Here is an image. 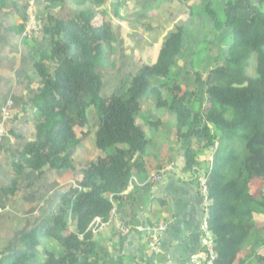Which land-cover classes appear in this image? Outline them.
<instances>
[{
  "label": "trees",
  "instance_id": "16d2710c",
  "mask_svg": "<svg viewBox=\"0 0 264 264\" xmlns=\"http://www.w3.org/2000/svg\"><path fill=\"white\" fill-rule=\"evenodd\" d=\"M30 1L35 2L42 23L40 39L48 46L35 56L20 57L16 78L21 93L7 94L13 112L20 108L23 116L11 117L19 133L7 130L16 145L10 146L9 138L0 143V161H7L13 177L4 181L0 171V218L11 222L3 212L8 205L21 210L34 205L23 216L43 212L29 230L24 225L11 243L0 248V264H98L90 225L97 218L103 224L110 221L113 201L126 191L133 176L146 173L153 154L149 155L152 140L137 125L141 99L147 93L156 108L176 119L172 134L177 148L170 161L182 159L184 172L203 167L207 225L216 254L213 264H264V225L254 221L255 215H264V0H197L188 10L195 19L209 21L219 39L212 44L214 66L206 69L204 79L197 72L194 76V86L205 95L200 106L196 92L174 75L185 48L181 26L168 34L156 59L141 65L121 92L100 94L103 82L98 68L111 64L115 53L109 20L142 24L160 4L180 0H138V11L130 16L126 12L133 0H0V51H12L7 34H20L23 28L13 22L8 29L6 19L15 16L24 24ZM201 53L202 59L204 48ZM5 102L0 98V111ZM89 109L97 118L93 143L99 155L76 168L69 150L83 142L77 131L90 129ZM146 125L158 128L160 121ZM152 132L155 137L157 132ZM205 151H212L206 165L197 160ZM70 170L75 185L51 207L54 182L48 180ZM151 173L144 184L152 183ZM43 196L50 202L45 208L36 202Z\"/></svg>",
  "mask_w": 264,
  "mask_h": 264
},
{
  "label": "rangeland",
  "instance_id": "374dc122",
  "mask_svg": "<svg viewBox=\"0 0 264 264\" xmlns=\"http://www.w3.org/2000/svg\"><path fill=\"white\" fill-rule=\"evenodd\" d=\"M113 1V0H108ZM130 2L132 0H129ZM138 0H133L130 3V7L126 12L127 16L135 14L138 11ZM197 5V0H180L179 2H175L173 4L162 3L154 10L152 14L148 17V19L140 24H128L127 22H116L113 20L110 21V26L113 32V36L115 41H113L112 46L115 48V53L112 57V63L108 64L104 67L98 68V72L102 75L103 87L101 89V96L106 97L112 93H119L123 90V87L126 86L131 78V76L136 72L138 68H140L143 64H150L156 59V55L161 46L162 41L168 36V34L173 31L177 26H181L185 31V48L183 50L182 55L178 58L177 63L174 68V75L176 78L181 81V83L191 92L195 91V97H197V102H199V106L205 104V95L203 94V90L199 91L197 86H194V76L195 73H199L202 75V79L206 77V69L207 71L211 69L215 62L216 57L214 47L212 44L219 43V39L215 35V33L211 30L212 25L206 19L203 20L195 19L197 16L189 15V9L192 6ZM87 9V8H85ZM196 9V7H195ZM5 10H9L5 8ZM197 10V9H196ZM262 10L264 11V6H262ZM36 12V10H35ZM28 15V11H26ZM37 16V14H36ZM15 16H10L6 20L10 21L6 24L9 29V26L15 22V25H23L22 32L24 31L25 23L22 24L21 20L15 21ZM40 20V19H39ZM108 21V18H107ZM28 27L25 26V29ZM2 31H0L1 34ZM14 35H17L15 32H9L7 37H9V42L12 46L18 44L21 38H14ZM40 43L42 39H37ZM204 44L206 46H204ZM38 45V47H39ZM37 42H23L21 44V54H35L38 50ZM205 50V56L201 59L203 54L201 51ZM18 50V47L15 48ZM46 50V49H45ZM209 51V54H207ZM6 48L2 49L0 52V57L5 56ZM34 55V56H35ZM18 58L19 56L12 52V55L8 57L0 68V74H7L14 80V71L18 66ZM111 58V57H110ZM47 66L51 67V65L47 64ZM49 70V68H48ZM50 71V70H49ZM29 86H32L29 85ZM19 88V87H17ZM24 92H27V87L24 88ZM2 95V94H0ZM13 104V103H12ZM13 116L20 118L23 116L22 109H15L13 112ZM87 116H89L90 121V129L82 128L77 131V137L79 139H83L82 146H78L77 148H72L69 150V157L71 158L73 164L76 168L80 166H84L89 163V160L99 155L97 149L94 147V136L93 133L97 126V118L92 109H89L87 112ZM160 121V126L155 128L147 126L146 123L148 121ZM176 121L175 117L169 114L165 109H158L155 106L153 99L149 96V94H145L141 99V113L137 117V125L142 126L144 131L147 134V138L152 140V147L149 149V155L153 156L154 161L162 160L161 154L164 152V146L167 144L168 152H166L167 156H171V152H173L177 145L174 142L176 136L172 134L174 129L173 123ZM145 122V124H144ZM150 127V128H149ZM0 128H4V130H13L15 133H19V126L17 121L10 120L9 123H4L0 121ZM157 129V130H155ZM157 132L156 136L153 137V131ZM9 136L12 139V143L10 142V146H15L16 141L14 137L10 136L7 132L5 138ZM153 137V138H152ZM93 139V140H92ZM2 141V138H1ZM0 143L2 144V142ZM195 149H197L195 147ZM212 151H205L204 154H198L197 160L198 162L206 161L208 163L211 162ZM2 161V163H1ZM1 169L4 176V181L8 179L10 181L9 168L7 167L8 163L5 160H1ZM183 163L181 159L177 160V166ZM208 166V165H207ZM198 171L195 173L199 174V186H201L202 182L205 181L202 173L204 170L197 167ZM200 169V170H199ZM52 174H49L47 177H50ZM74 176V171H65L62 173L55 174L51 176L48 181L54 182L52 186V192L55 194L57 191L61 190L60 185L63 184L66 188L69 184L72 183ZM7 181V182H8ZM59 182V183H57ZM199 193L201 192V187L199 188ZM33 192V190H29V193ZM50 192L49 195H54ZM46 196V195H45ZM45 196L40 198V200L36 199L38 202V206L41 205V208H45L47 205H50L48 201L43 199ZM204 203V201H203ZM26 203L19 204L20 206H24ZM34 205L26 204L25 210H21L16 208L15 206H10L3 212H5L4 217L10 219L11 222L3 220V217L0 218V248H3L5 245L11 243L15 237L16 231H20L24 225H28L29 230L31 226L34 224L36 216L38 217L43 211L38 210L34 212L32 215L23 216L24 211L33 207ZM50 207V206H49ZM32 216H34L32 218ZM26 219H30V223L26 222ZM26 230V231H27ZM47 244V243H45ZM47 246H49L47 244ZM55 249V248H53Z\"/></svg>",
  "mask_w": 264,
  "mask_h": 264
},
{
  "label": "crops",
  "instance_id": "0c3cea01",
  "mask_svg": "<svg viewBox=\"0 0 264 264\" xmlns=\"http://www.w3.org/2000/svg\"><path fill=\"white\" fill-rule=\"evenodd\" d=\"M16 34L13 36L21 38L19 43L15 44L12 51L8 50L5 56L0 57L1 68L12 52L19 56L14 80L7 74H0V98L6 100L11 99L7 96L8 92L11 94V91L17 90L21 93L22 89L16 75L21 67L19 59L22 57L21 44L24 38L22 31ZM16 47L18 50H15ZM166 152L168 150L161 154L160 161L153 162V156L149 157L146 173L140 178L133 176L126 191L113 201L110 221L93 235L98 264L204 263L205 252L200 232L204 204L199 193V174L195 175L198 169L182 171L183 163L177 166L176 162L170 161L171 156H167ZM199 163L206 165L208 162ZM158 164L162 166L158 167ZM154 171L161 176L158 181L144 184L148 173ZM254 221L257 226L264 225V215H255ZM118 223H126L130 228L124 237L117 232ZM160 228L164 230L157 231ZM154 232L158 239V252L152 249ZM263 250L261 253L264 255Z\"/></svg>",
  "mask_w": 264,
  "mask_h": 264
},
{
  "label": "clouds",
  "instance_id": "9594fccd",
  "mask_svg": "<svg viewBox=\"0 0 264 264\" xmlns=\"http://www.w3.org/2000/svg\"><path fill=\"white\" fill-rule=\"evenodd\" d=\"M177 3L178 1H174L173 3ZM173 3H171V4H173ZM34 5H35V2L34 1H30L29 2V5H28V8H27V11L29 12H31L32 13V16H33V18L35 19V24H36V27H37V30L36 31H31V29H30V27H28L27 26V22H28V17L29 16H27V20H26V23H25V26H27L28 28L27 29H25V26H24V31H23V38H28V40H30L31 39V41H35V40H37V39H40V35H41V32H42V23H41V21L39 20V18L36 16V12H35V8H34ZM41 39H42V36H41ZM163 42V41H162ZM161 45H162V43H161ZM48 46V41L47 40H43L42 39V42L40 43V45H39V47H38V50H40V51H42V52H44L45 51V47H47ZM161 47V46H160ZM103 80V79H102ZM13 103V100H11V99H9V100H6V102H5V105L1 108V111H0V121H3L4 123L6 122V123H9L10 122V119H11V117L13 116V107H14V104H12ZM9 104V105H8ZM8 105V106H7ZM3 108H7V111H8V114H9V117H7V118H5L4 119V117H3V112H2V109ZM7 135V131L5 130V134H4V136L2 137V140H3V138H5V136ZM76 136H77V133H76ZM93 136V135H92ZM7 138H9V141L12 143V139L9 137V136H7ZM78 138V137H77ZM15 139V138H14ZM79 139V138H78ZM93 140V139H92ZM83 141H84V139H83ZM82 144H83V142L81 143V145L80 146H82ZM75 148H77V147H75ZM74 149V148H73ZM93 159V158H92ZM73 163V162H72ZM74 165V164H73ZM75 166V165H74ZM152 174V173H151ZM57 183H59V182H57ZM60 184V183H59ZM71 185H75L74 184V176H73V180H72V183L71 184H69L68 185V187L67 188H69ZM60 187H61V190H59V191H57L55 194L52 192V190H50V192L52 193V194H54V195H49V199H50V201H51V199H52V203H51V207H52V205L55 207L58 203H59V201H60V199H61V194L62 193H64L66 190H67V188L63 185V184H61L60 185ZM200 187V186H199ZM52 188V187H51ZM50 192H49V194H50ZM202 200H203V198H202ZM204 204V203H203ZM207 204H208V206H207V209L205 208V205H204V217L205 216H207L208 215V209H209V203H208V200H207ZM50 207V208H51ZM204 219V218H203ZM203 222V221H202ZM70 223H74V219H71L70 220ZM108 224V222L106 223V224H103V223H101V221H100V219H95L93 222H92V224L90 225V227H91V231H92V234L94 235L96 232H97V230H99V228H101L102 226H104V225H107ZM125 226H127L128 228H129V226L126 224V223H123ZM202 224V223H201ZM129 231H130V228H129ZM117 232L119 233V231H118V228H117ZM119 235L120 236H122L120 233H119ZM125 236V235H124ZM123 236V237H124ZM204 262H205V260H204Z\"/></svg>",
  "mask_w": 264,
  "mask_h": 264
},
{
  "label": "built area",
  "instance_id": "2783aa9c",
  "mask_svg": "<svg viewBox=\"0 0 264 264\" xmlns=\"http://www.w3.org/2000/svg\"><path fill=\"white\" fill-rule=\"evenodd\" d=\"M28 16L29 17H28L27 26L30 27L31 31H36L37 30V27L35 24L36 22H35V19L33 18L32 13L30 11L28 12ZM2 112H3L4 119L9 117L7 108H3ZM4 134H5L4 128H0V141H1V138L4 136ZM158 179H159V176L157 174L152 173L150 175V181L151 182L158 180ZM200 187H201V192H202L201 197L203 198L204 205L206 204L205 208L207 209L208 204H207L206 182L203 181ZM117 228H118L119 233L122 236L128 234V232H129V228L127 226H125L123 223H118ZM162 230H164V229L160 228L157 231H162ZM156 232H154L152 235V239L154 242L152 249L155 250L156 252H158V245L159 244H158V239L155 235ZM200 232H201V241H202V244L204 247V252H205V264H213V262L216 258V254L214 251L213 236H212V233L209 231L208 225H207V216H205L203 219V222H202L201 227H200Z\"/></svg>",
  "mask_w": 264,
  "mask_h": 264
}]
</instances>
